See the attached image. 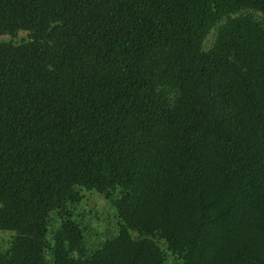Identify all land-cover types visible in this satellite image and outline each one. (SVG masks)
<instances>
[{"label":"trees","instance_id":"obj_1","mask_svg":"<svg viewBox=\"0 0 264 264\" xmlns=\"http://www.w3.org/2000/svg\"><path fill=\"white\" fill-rule=\"evenodd\" d=\"M250 11L264 23V0H0V36L27 32L0 41V264H163L158 241L179 264H264ZM81 190L118 219L85 257Z\"/></svg>","mask_w":264,"mask_h":264},{"label":"rangeland","instance_id":"obj_2","mask_svg":"<svg viewBox=\"0 0 264 264\" xmlns=\"http://www.w3.org/2000/svg\"><path fill=\"white\" fill-rule=\"evenodd\" d=\"M257 20H261L259 12L250 11ZM263 23V22H262ZM264 26V23H263ZM215 31L212 29L203 42V48L208 49L213 41ZM27 40V32L20 31L15 37L8 35L0 36V41L20 43ZM82 199L72 211L74 217L79 220L83 228V249L82 256H88L97 249L103 241L112 238L117 234L118 219L114 209L110 206L103 195L96 191L81 190ZM61 225V220L56 212L50 215L49 236ZM14 236L12 231L0 230V251L9 247ZM135 238L136 234L132 232ZM158 244L165 255L163 264H179V262L166 249L163 241Z\"/></svg>","mask_w":264,"mask_h":264}]
</instances>
